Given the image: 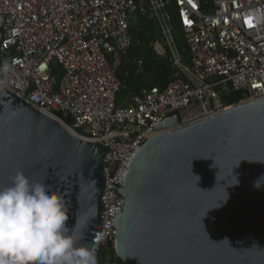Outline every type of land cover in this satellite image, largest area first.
Here are the masks:
<instances>
[{
    "label": "built area",
    "instance_id": "1",
    "mask_svg": "<svg viewBox=\"0 0 264 264\" xmlns=\"http://www.w3.org/2000/svg\"><path fill=\"white\" fill-rule=\"evenodd\" d=\"M136 16L155 23L152 48L167 55L174 75L164 87L142 86L116 105L124 86L116 71ZM130 65L144 74L140 58ZM1 81L46 115L69 114L72 127L59 121L69 132L107 148L103 225L93 246L98 263L116 264L117 177L141 144L160 132L158 122L173 111L182 112L184 122L220 111V97L231 91L247 92L246 99L264 96V0H0ZM102 249L110 252L100 255Z\"/></svg>",
    "mask_w": 264,
    "mask_h": 264
},
{
    "label": "water",
    "instance_id": "2",
    "mask_svg": "<svg viewBox=\"0 0 264 264\" xmlns=\"http://www.w3.org/2000/svg\"><path fill=\"white\" fill-rule=\"evenodd\" d=\"M3 86L0 190L17 171L46 184L62 197L68 226L83 227L78 245L92 247L107 148L69 132L59 122L72 127L69 114L46 115ZM246 98L228 92L220 111L189 122L167 114L126 162L114 220L121 264H264V184L254 186L264 176V96Z\"/></svg>",
    "mask_w": 264,
    "mask_h": 264
},
{
    "label": "clouds",
    "instance_id": "3",
    "mask_svg": "<svg viewBox=\"0 0 264 264\" xmlns=\"http://www.w3.org/2000/svg\"><path fill=\"white\" fill-rule=\"evenodd\" d=\"M10 179L0 190V264H98L96 247L78 245L85 232L78 221L68 226L62 197L22 172Z\"/></svg>",
    "mask_w": 264,
    "mask_h": 264
},
{
    "label": "trees",
    "instance_id": "4",
    "mask_svg": "<svg viewBox=\"0 0 264 264\" xmlns=\"http://www.w3.org/2000/svg\"><path fill=\"white\" fill-rule=\"evenodd\" d=\"M173 32L177 34V27L173 18ZM128 32L131 38V45L126 55L121 59V64L116 71L117 76L124 81V86L115 95V104L120 105L138 93L142 86H157L159 88L173 78L174 70L168 61L167 55L158 56L152 43L158 40L157 27L153 21L136 16L134 24L129 26ZM182 46V42H177ZM184 54V52L182 53ZM133 57L140 58L144 66V74L137 75L131 70L130 60ZM53 73L62 77L60 68H56ZM107 249H102L100 255L109 253ZM101 264V263H98ZM116 264H121L117 258Z\"/></svg>",
    "mask_w": 264,
    "mask_h": 264
},
{
    "label": "rangeland",
    "instance_id": "5",
    "mask_svg": "<svg viewBox=\"0 0 264 264\" xmlns=\"http://www.w3.org/2000/svg\"><path fill=\"white\" fill-rule=\"evenodd\" d=\"M180 114V116H183V113L181 112V113H179Z\"/></svg>",
    "mask_w": 264,
    "mask_h": 264
}]
</instances>
